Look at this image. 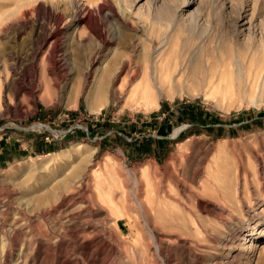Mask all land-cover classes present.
<instances>
[{
  "label": "rangeland",
  "instance_id": "1",
  "mask_svg": "<svg viewBox=\"0 0 264 264\" xmlns=\"http://www.w3.org/2000/svg\"><path fill=\"white\" fill-rule=\"evenodd\" d=\"M231 53L249 86L145 107ZM262 57L264 0H0V264H264Z\"/></svg>",
  "mask_w": 264,
  "mask_h": 264
},
{
  "label": "bare ground",
  "instance_id": "2",
  "mask_svg": "<svg viewBox=\"0 0 264 264\" xmlns=\"http://www.w3.org/2000/svg\"><path fill=\"white\" fill-rule=\"evenodd\" d=\"M225 51V50H224ZM256 54L224 55L220 60H216L211 64H205L201 61L199 55L193 57L188 63H181L179 67L170 68L169 66L153 63L151 66H146L143 76L147 82V92L149 101L146 108L159 106L156 101L153 90H157L158 95H172V91H177L179 94L185 93L187 88L194 87L197 91L207 93H223L229 87L225 83L230 80L238 79L237 82L241 86L244 80L242 74L246 73V85L249 86L252 67L255 64ZM261 69L264 68V57L260 62ZM230 66H233L232 69ZM263 73V72H262ZM252 81V80H251ZM156 88V89H155ZM191 89V88H190ZM156 92V91H155ZM204 93V94H205ZM174 96V95H173Z\"/></svg>",
  "mask_w": 264,
  "mask_h": 264
}]
</instances>
